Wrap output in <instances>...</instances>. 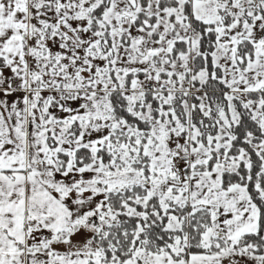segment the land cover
Wrapping results in <instances>:
<instances>
[{"label":"snow or ice","instance_id":"snow-or-ice-1","mask_svg":"<svg viewBox=\"0 0 264 264\" xmlns=\"http://www.w3.org/2000/svg\"><path fill=\"white\" fill-rule=\"evenodd\" d=\"M0 264H264V0H0Z\"/></svg>","mask_w":264,"mask_h":264}]
</instances>
